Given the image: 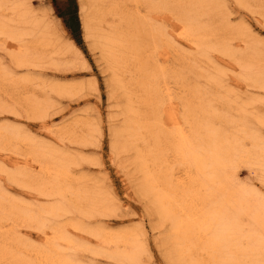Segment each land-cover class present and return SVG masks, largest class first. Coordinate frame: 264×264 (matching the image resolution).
Masks as SVG:
<instances>
[{
  "label": "bare ground",
  "instance_id": "bare-ground-1",
  "mask_svg": "<svg viewBox=\"0 0 264 264\" xmlns=\"http://www.w3.org/2000/svg\"><path fill=\"white\" fill-rule=\"evenodd\" d=\"M93 1L94 7L85 26L104 48L113 68V80L127 100L128 119L123 133L135 149V163L142 174L144 189L150 195L157 214L169 222L167 239L174 256L182 264H264V193L255 183L247 185L238 176L239 168L247 167L257 181L259 179L264 183V133L260 129L264 125V114H261L262 118L254 114L252 119L258 123L257 127L247 116L246 107H250L249 103H245L247 100L236 105L223 101L219 109L213 106L212 100L217 99L221 91H229L223 86L218 71L204 75L210 89L196 86L179 96V112L170 101L167 84L171 75L158 64L155 46L149 56L153 64L148 69L147 58L140 57L139 49L142 50L143 44L132 31L127 27L124 29L123 24V27L109 25L104 31L101 28L104 16L110 14L116 17L119 6H105V0ZM144 1L151 9L160 7L150 0ZM176 1L181 4L182 35L198 48L197 54L206 58L210 50L218 49L232 56L241 69L242 77L254 82L251 84L264 87L262 42L248 40L246 51L236 52L233 46L230 49L228 38L240 37L241 33L238 35L230 27L220 29L218 33V23L209 18L213 12L211 6L217 8L215 4L205 0ZM5 9L11 12L8 18L1 14ZM203 15L208 18L203 20ZM166 33L158 25L148 24L147 35L154 44ZM0 35L21 43L23 50L15 57L20 63L36 55L41 57L45 51H55V41L46 23L36 19L28 8L27 0H0ZM24 37H29L31 41L25 43ZM247 38L245 36V40ZM36 46L39 49L36 50ZM130 66L134 70L126 78L124 75L131 69ZM17 80L9 79L7 72H0L2 85L12 83L17 86L15 84L21 82ZM204 97H211L212 100L207 103ZM27 99L24 97V100ZM135 100L138 107L133 106ZM40 101L32 103L35 109L45 106ZM230 110L232 114L228 116ZM24 134L12 125L0 126V148L7 149L16 142L27 144L26 149L38 164L39 171L35 174L20 170L8 175L12 179L23 177L26 183L39 186L42 194L56 196L57 201L48 206L26 204L5 195L6 191L0 188V264H82L75 250L81 244L65 234L62 225L58 224V217L74 209L84 213L103 211L108 203L100 191L70 182V156ZM177 172L181 175L176 176ZM19 225L48 227L54 236L43 246L29 245L18 236L16 229ZM90 233L102 241L104 248H100L103 249L101 253L118 260L138 261L140 245L133 232L109 233L95 229ZM57 239L64 241L67 248H58Z\"/></svg>",
  "mask_w": 264,
  "mask_h": 264
},
{
  "label": "rangeland",
  "instance_id": "rangeland-1",
  "mask_svg": "<svg viewBox=\"0 0 264 264\" xmlns=\"http://www.w3.org/2000/svg\"><path fill=\"white\" fill-rule=\"evenodd\" d=\"M135 1H103L105 6L116 4L120 11L117 10L115 13L116 17L106 14L104 21L101 22V28L106 30L109 25L123 24L124 29L127 27V30L132 31L143 44L142 50L139 49L140 57L145 60L147 58L148 69H151L150 65L153 64L149 56L155 46L158 64L171 75L168 76L167 84L170 88L171 104L181 112L179 96L196 86L208 89L210 84L204 75L218 71L222 76L223 86L229 91L227 93L221 91L215 100L211 97L203 99L207 103L212 100V105L217 106L218 109L222 107L223 101H230L236 105L247 100L245 103L250 105L249 107L245 104L247 116L257 125L258 123L252 118L254 114L261 118V114H264V87H259L256 83L251 84L253 81L250 82L242 77L241 69L232 56L218 49L210 50L206 58L197 54L198 48L182 35L179 14L181 4L178 1L150 0L153 5H160L159 9L149 8V4L144 0ZM205 1L217 6V8L211 6L213 12L210 13L209 18L214 23L215 21L218 23L217 27L215 24L218 33L225 27L234 28L233 32L238 35L241 33L240 37L242 36L243 39L239 36V38H228V44L231 43L230 49L233 46L235 51L243 52L248 40L264 43V0ZM27 2L36 19L46 23L48 32L55 41V51H45L41 57L36 55L35 59L32 58V62L29 60L20 63L15 57L23 50L21 43L0 35V72H7V77L14 81L21 77L17 80L21 82L15 84L17 86L7 83L6 87L0 81V104H2L0 126L12 125L29 138L39 140L60 151L59 153L70 156L71 162L68 165L70 182L92 190L96 189L104 196L108 207L103 211L84 213L74 209L58 217V224L62 225L65 234L81 244L75 249L79 261L82 264H182L174 256L170 240L167 239L169 222L157 214L150 195L144 189L142 174L135 163V149L123 133L128 119L127 100L122 89L113 80V68L105 55L104 48L97 43L96 37L85 26V21L93 10L94 1L27 0ZM214 7L218 9L215 13ZM3 11L1 14L4 18L11 16L10 10ZM215 14L217 19L214 18ZM121 16H124V19ZM205 17L203 15V20ZM147 21H150L148 24L158 25L167 32L164 37L157 39L155 44L147 35ZM130 24H134L135 29L134 25L130 26ZM238 28L241 30L239 31ZM245 36L248 37L246 40ZM30 41L29 37H24L25 43ZM244 42L247 44L245 45ZM262 43L260 45L264 48ZM35 48L39 49L37 46ZM199 67L206 69V72ZM133 70L134 68H131L124 76L128 78ZM233 96L238 100L232 98ZM24 97H28L27 101ZM34 101H40L45 106L35 109ZM133 106H139L136 100ZM228 114L231 116L232 111L230 110ZM260 129L264 133V125L260 126ZM26 146L27 144L23 142H16L7 149L0 148V188L6 191L5 195L26 204L28 202L31 205H52L57 201L56 196L42 194L39 186L26 183L21 176L12 179L8 175L9 172L16 173L20 170L38 173L39 166L33 161ZM238 172L243 183L247 185L255 183L264 193V183L259 179L257 181L255 174L249 168L241 167ZM180 175L181 172L176 173V176ZM95 229H103L109 233L136 234L140 245L138 261L133 263L118 260L101 253L103 249L100 248H104L102 241L90 233V230ZM16 230L25 243L33 246H43L54 236L48 227L19 225ZM57 244L58 248H67V244L60 239H57Z\"/></svg>",
  "mask_w": 264,
  "mask_h": 264
}]
</instances>
